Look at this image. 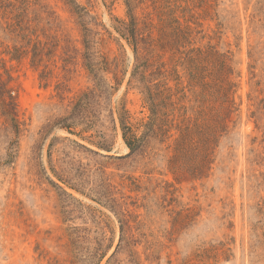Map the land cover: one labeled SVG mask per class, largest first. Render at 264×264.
Masks as SVG:
<instances>
[{"label":"rangeland","instance_id":"374dc122","mask_svg":"<svg viewBox=\"0 0 264 264\" xmlns=\"http://www.w3.org/2000/svg\"><path fill=\"white\" fill-rule=\"evenodd\" d=\"M0 264H264V0H0Z\"/></svg>","mask_w":264,"mask_h":264},{"label":"trees","instance_id":"16d2710c","mask_svg":"<svg viewBox=\"0 0 264 264\" xmlns=\"http://www.w3.org/2000/svg\"><path fill=\"white\" fill-rule=\"evenodd\" d=\"M127 130H128V133L131 134V131L129 130V128L127 126H124L123 137H124L125 143L128 146V148L131 150V152H134L136 150L137 144L135 142V139L129 136V134L127 133Z\"/></svg>","mask_w":264,"mask_h":264}]
</instances>
